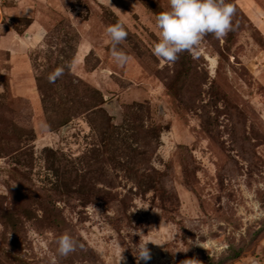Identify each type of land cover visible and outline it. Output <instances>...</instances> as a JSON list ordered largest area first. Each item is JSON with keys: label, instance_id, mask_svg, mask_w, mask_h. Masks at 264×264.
<instances>
[{"label": "rangeland", "instance_id": "obj_1", "mask_svg": "<svg viewBox=\"0 0 264 264\" xmlns=\"http://www.w3.org/2000/svg\"><path fill=\"white\" fill-rule=\"evenodd\" d=\"M230 2L167 63L168 0H0V264H264V0Z\"/></svg>", "mask_w": 264, "mask_h": 264}, {"label": "clouds", "instance_id": "obj_2", "mask_svg": "<svg viewBox=\"0 0 264 264\" xmlns=\"http://www.w3.org/2000/svg\"><path fill=\"white\" fill-rule=\"evenodd\" d=\"M235 13L236 8L230 0H168V9L155 16L154 22L159 29V37L152 48V53L163 62L175 63L180 54L197 49L205 36L213 35L216 39H223L230 31H234ZM105 31L111 44L113 60L118 66H125L130 59L129 55L120 48L128 36L125 26L118 22L107 26ZM72 66L70 64L67 67ZM64 73V67L56 68L49 74V82L55 83ZM41 130L47 132L48 125L42 122ZM55 242L59 256L65 258L78 247H83L68 233L60 235ZM146 245L147 243L138 245L136 255L138 260L150 258ZM121 259L122 256L120 261ZM195 262L196 260H186L184 264H195Z\"/></svg>", "mask_w": 264, "mask_h": 264}, {"label": "trees", "instance_id": "obj_3", "mask_svg": "<svg viewBox=\"0 0 264 264\" xmlns=\"http://www.w3.org/2000/svg\"><path fill=\"white\" fill-rule=\"evenodd\" d=\"M208 264H217V263H214V262H210V263H208Z\"/></svg>", "mask_w": 264, "mask_h": 264}]
</instances>
